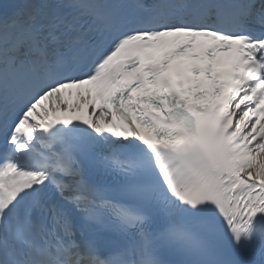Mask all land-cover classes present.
<instances>
[{
    "label": "snow or ice",
    "instance_id": "1",
    "mask_svg": "<svg viewBox=\"0 0 264 264\" xmlns=\"http://www.w3.org/2000/svg\"><path fill=\"white\" fill-rule=\"evenodd\" d=\"M0 264H264V0H3Z\"/></svg>",
    "mask_w": 264,
    "mask_h": 264
}]
</instances>
